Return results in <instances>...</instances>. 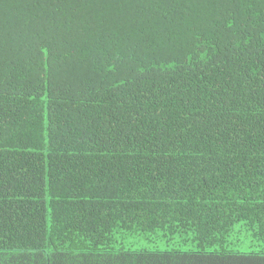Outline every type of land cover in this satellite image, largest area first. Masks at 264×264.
<instances>
[{
	"label": "trees",
	"instance_id": "trees-1",
	"mask_svg": "<svg viewBox=\"0 0 264 264\" xmlns=\"http://www.w3.org/2000/svg\"><path fill=\"white\" fill-rule=\"evenodd\" d=\"M0 264H264V0H0Z\"/></svg>",
	"mask_w": 264,
	"mask_h": 264
},
{
	"label": "rangeland",
	"instance_id": "rangeland-1",
	"mask_svg": "<svg viewBox=\"0 0 264 264\" xmlns=\"http://www.w3.org/2000/svg\"><path fill=\"white\" fill-rule=\"evenodd\" d=\"M155 246V245H154ZM151 249H153V246H152V248Z\"/></svg>",
	"mask_w": 264,
	"mask_h": 264
}]
</instances>
